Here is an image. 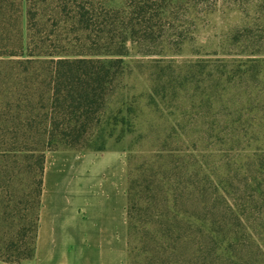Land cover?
Here are the masks:
<instances>
[{
	"label": "trees",
	"instance_id": "trees-1",
	"mask_svg": "<svg viewBox=\"0 0 264 264\" xmlns=\"http://www.w3.org/2000/svg\"><path fill=\"white\" fill-rule=\"evenodd\" d=\"M142 58L183 146L129 166L132 264H264V0H0V262L34 260L47 153L84 151Z\"/></svg>",
	"mask_w": 264,
	"mask_h": 264
},
{
	"label": "crops",
	"instance_id": "crops-1",
	"mask_svg": "<svg viewBox=\"0 0 264 264\" xmlns=\"http://www.w3.org/2000/svg\"><path fill=\"white\" fill-rule=\"evenodd\" d=\"M128 195L127 152L47 153L35 258L24 264H129Z\"/></svg>",
	"mask_w": 264,
	"mask_h": 264
},
{
	"label": "rangeland",
	"instance_id": "rangeland-1",
	"mask_svg": "<svg viewBox=\"0 0 264 264\" xmlns=\"http://www.w3.org/2000/svg\"><path fill=\"white\" fill-rule=\"evenodd\" d=\"M252 2L253 4L260 5L262 0H252ZM259 9L262 12V9ZM250 15L251 20L248 23H251V25L263 16V14L258 12L257 7H251ZM247 21L246 16L240 9L233 13L226 12L224 15L220 14V17L212 18L211 25L208 27L209 29L203 32V35L210 34L211 30H214L217 26L218 33L226 34L234 27L236 29L243 28ZM185 55H188V52ZM186 58L188 57L185 56L180 59ZM154 59L142 58L141 60H145L144 64H146L147 60ZM165 64L159 65L164 66ZM156 67L148 64H131L133 72L125 81L124 90H122L123 94L121 93L118 97L114 98L110 104L107 118L104 126L98 131L99 134L92 142L77 143L73 147L77 150L116 149L127 152L131 179L133 177L137 178V176L138 178L144 176V170L147 171V167L154 157L152 155H155L156 150L164 147H182V144H178L172 139L169 140L174 123L183 122L184 120L183 115L179 114L181 110L174 109L169 111L165 109L160 103L161 98L151 93L152 82H155L163 75ZM165 75L168 77L171 74L167 73ZM192 95L193 93H188L187 97L190 98ZM204 98L207 101L205 95ZM197 99H203V95ZM194 100L183 99L180 103L190 105ZM187 111L189 114L204 112L202 108H189ZM172 112L175 113L174 117H171ZM137 170L140 171L137 172ZM132 245L133 238L131 239ZM136 254L137 251L134 253V256H130V264L133 263Z\"/></svg>",
	"mask_w": 264,
	"mask_h": 264
}]
</instances>
